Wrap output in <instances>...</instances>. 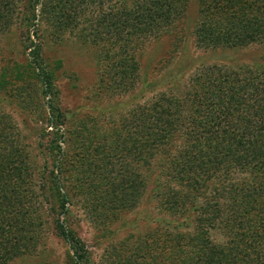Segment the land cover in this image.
Segmentation results:
<instances>
[{"label": "trees", "instance_id": "trees-1", "mask_svg": "<svg viewBox=\"0 0 264 264\" xmlns=\"http://www.w3.org/2000/svg\"><path fill=\"white\" fill-rule=\"evenodd\" d=\"M111 1L0 0V38L14 25L27 31L29 44L24 46L29 52L22 68L44 99L52 129L48 130L50 149L55 154L52 169L39 179V193L41 201L46 192L53 199L49 209L53 226L74 264L93 263L84 241L65 220L70 214L64 183L66 153L61 145L66 120L56 103L53 75L42 57V37L47 33L61 43L68 33L81 44H104L112 63L111 79L127 82L137 70V44L168 33L186 8L185 0H131L130 4L125 0L104 10ZM198 3L199 46L242 49L263 43L264 0ZM8 69L2 67V78ZM187 69L180 60L163 80L166 85L174 82L179 93L167 89L158 94L151 111L143 108L141 146L146 155L141 161L146 173L134 174L127 166L123 172L111 170L106 175L111 184L103 197L113 203L103 218L117 223L141 195L147 203L157 199L158 212L168 216L158 218V240L139 237L138 246L117 253L113 263L144 264V248L158 242V256L153 258L158 264H264V56L261 64H212L183 90L182 77L175 75ZM19 73L16 68L15 75ZM8 135L0 128V264L28 255L40 239V215L25 184V160ZM153 165H158L155 176L149 172ZM148 212L143 218L149 222ZM119 225L125 227L126 220Z\"/></svg>", "mask_w": 264, "mask_h": 264}, {"label": "rangeland", "instance_id": "rangeland-1", "mask_svg": "<svg viewBox=\"0 0 264 264\" xmlns=\"http://www.w3.org/2000/svg\"><path fill=\"white\" fill-rule=\"evenodd\" d=\"M120 2L125 3V0H112L104 5V10L119 6ZM185 2L182 18L168 33L156 38L150 36L137 44V70L127 82L111 79L112 63L103 51L104 44H81L68 33L61 43L46 37L47 33L42 37V57L53 75L56 103L66 120L61 145L66 153L64 183L70 214L65 220L84 241L93 264H112L123 249L134 250L139 237L148 235L158 240V218H168L158 212L157 199L147 203L140 193L141 198L129 213L118 216L117 223L110 221L103 215L113 199H105L103 194L111 184L106 176L111 170L123 172L128 166L127 170L134 174L146 173L141 161L146 155L141 146V122L146 113L143 108L151 111L158 94L167 89L173 94L179 93L174 82L166 85L163 81L176 63L182 60L188 68L184 74L180 71L175 75L182 77L183 90L212 64L235 67L263 63L264 35L260 41L263 43L242 49L206 50L199 46L195 32L200 17L199 0ZM130 3L128 0L127 4ZM26 34L27 31L14 25L10 33L0 38V85L5 86L0 87V128L4 127L6 133L11 134L9 140L18 149V156L25 160L28 173L25 184L31 191L33 209L40 215V239L32 252L12 264H74L68 246L56 235L53 226L49 210L53 199L46 192L41 201L39 193V179L52 169L55 154L50 149L52 136L48 130L52 129L47 121L44 99L39 95V86L22 68L29 52L24 46L29 44ZM30 37L36 41L34 31ZM6 65L9 69L2 78L1 69ZM16 68L20 73L15 75ZM120 133L129 134V137H117ZM112 137L117 140L110 139ZM154 153L158 157V149ZM149 172L157 175L158 165H153ZM146 209L149 222L143 218ZM97 214L102 215L96 218ZM123 220L127 225L118 227ZM156 255L158 242L144 248L142 262L158 264V259H153Z\"/></svg>", "mask_w": 264, "mask_h": 264}]
</instances>
